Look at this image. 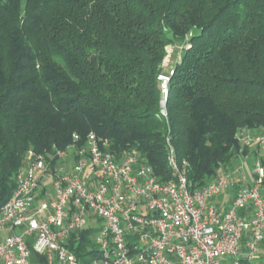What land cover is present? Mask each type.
<instances>
[{
	"label": "trees",
	"instance_id": "16d2710c",
	"mask_svg": "<svg viewBox=\"0 0 264 264\" xmlns=\"http://www.w3.org/2000/svg\"><path fill=\"white\" fill-rule=\"evenodd\" d=\"M243 128L264 132V0H0V208L29 149L95 132L168 180L170 136L200 188L260 156L238 141ZM91 232L72 246L85 262Z\"/></svg>",
	"mask_w": 264,
	"mask_h": 264
},
{
	"label": "built area",
	"instance_id": "2783aa9c",
	"mask_svg": "<svg viewBox=\"0 0 264 264\" xmlns=\"http://www.w3.org/2000/svg\"><path fill=\"white\" fill-rule=\"evenodd\" d=\"M173 73L169 66L158 76L166 121ZM237 139L242 147L264 146V132L243 128ZM79 140L75 134L49 155L26 152L17 186L0 208V264H264L260 156L248 167L242 154L195 188L170 136L168 180L136 149L117 154L95 132ZM89 229L94 246L85 262L72 246Z\"/></svg>",
	"mask_w": 264,
	"mask_h": 264
},
{
	"label": "rangeland",
	"instance_id": "374dc122",
	"mask_svg": "<svg viewBox=\"0 0 264 264\" xmlns=\"http://www.w3.org/2000/svg\"><path fill=\"white\" fill-rule=\"evenodd\" d=\"M172 51V48H169V52H171ZM261 155V154H260ZM254 158V156H248V158L245 160V158L243 159V161H247L246 162V164L248 165V167L249 166H252V163H253V159ZM240 159H235L234 161H233V165H237L238 163H240Z\"/></svg>",
	"mask_w": 264,
	"mask_h": 264
},
{
	"label": "crops",
	"instance_id": "0c3cea01",
	"mask_svg": "<svg viewBox=\"0 0 264 264\" xmlns=\"http://www.w3.org/2000/svg\"><path fill=\"white\" fill-rule=\"evenodd\" d=\"M254 149H257L258 152L261 154L260 156L264 157V146L260 148H254Z\"/></svg>",
	"mask_w": 264,
	"mask_h": 264
}]
</instances>
